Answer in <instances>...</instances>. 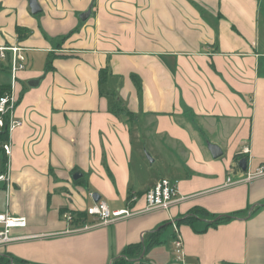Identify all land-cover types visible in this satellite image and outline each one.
<instances>
[{
    "label": "crops",
    "instance_id": "crops-1",
    "mask_svg": "<svg viewBox=\"0 0 264 264\" xmlns=\"http://www.w3.org/2000/svg\"><path fill=\"white\" fill-rule=\"evenodd\" d=\"M37 2L32 14L28 0H0V46L25 55L14 81L0 59V87L12 83L23 122L8 136L0 212L26 219L0 253L28 264H111L161 228L160 244L131 262L264 264V176L226 182L264 168V0ZM161 178L182 198L170 208L66 232L63 212L81 226L98 200L141 210ZM257 204L246 218L210 224ZM197 209L215 218L177 223Z\"/></svg>",
    "mask_w": 264,
    "mask_h": 264
},
{
    "label": "built area",
    "instance_id": "built-area-1",
    "mask_svg": "<svg viewBox=\"0 0 264 264\" xmlns=\"http://www.w3.org/2000/svg\"><path fill=\"white\" fill-rule=\"evenodd\" d=\"M0 59L8 62V70L12 81L16 79V74L25 68V55L23 48L18 45L0 46ZM18 98L14 93L12 83L7 91L0 95V131L3 127L7 128V135L22 125V120L14 115V109L17 104ZM4 154L7 156L11 152V144L9 139L2 145ZM242 153H248V148L245 147ZM264 176V168L258 167L253 172H247L243 178L233 181L227 177L226 182L228 185L240 182H248L258 177ZM9 171L5 170L0 174V182H8ZM138 195H131L128 201L134 202L138 199ZM144 200V207L141 210L133 211L129 207L110 210L104 201L98 200L85 209L88 216L92 218L89 224L81 226L73 225L77 221V216L71 212H63L62 218L67 222L69 227L66 232H75L78 230L88 229L95 226L107 225L114 223L121 219L129 218L139 212H147L155 209H168L173 204L179 202L182 198L178 196L175 182L168 178H161L156 181L141 195ZM26 225V219L23 216H14L9 212H0V245L6 244L15 238L10 235V230L13 228H21ZM173 255L176 261H184L183 243L181 238L174 237L173 239Z\"/></svg>",
    "mask_w": 264,
    "mask_h": 264
},
{
    "label": "trees",
    "instance_id": "trees-1",
    "mask_svg": "<svg viewBox=\"0 0 264 264\" xmlns=\"http://www.w3.org/2000/svg\"><path fill=\"white\" fill-rule=\"evenodd\" d=\"M16 31L20 32L18 28H16ZM103 78L104 76L100 78V83L103 81ZM7 90L8 88H5L3 86L0 87V95L3 94ZM7 138H8L7 128L4 126L2 131H0V174L5 172V164L7 161V156L4 154V151L1 145L5 141H7ZM261 206L263 205L257 204L253 206L252 208L246 210L245 212L240 211V212H234V213L227 214V215H222L216 220H213L212 222H210V224L213 225L220 221H227V220L234 219V218H243V217L246 218L250 214H252L254 211L259 209ZM196 216H199L204 219H214L215 218L214 214H210L208 211L204 209H197V210H194V212H192L191 214H188L182 218H179L177 220V223H180V222L190 223L191 219L195 218ZM161 230L162 229L160 228L157 230L146 232L140 244H133V245L127 246L121 252L120 256L114 258L111 261V264H135L134 262H131V259L136 260L141 255L142 252H144L145 254L150 248L160 244L161 242L160 231ZM0 264H28V263L21 261V260H17L7 253H0Z\"/></svg>",
    "mask_w": 264,
    "mask_h": 264
},
{
    "label": "water",
    "instance_id": "water-1",
    "mask_svg": "<svg viewBox=\"0 0 264 264\" xmlns=\"http://www.w3.org/2000/svg\"><path fill=\"white\" fill-rule=\"evenodd\" d=\"M28 4H29V8L32 14H37L41 11L40 6L37 2V0H28ZM90 15V9H88L87 11L83 12L82 14H80V19L81 20H85L88 16ZM31 82H36V80H31ZM208 148L211 152V154L214 157H218L220 156V149L213 145V144H208ZM149 156V155H148ZM238 166L242 169V170H246V158H240L238 160ZM80 176L79 172H75L72 174V178L73 179H77ZM97 200V198H95Z\"/></svg>",
    "mask_w": 264,
    "mask_h": 264
}]
</instances>
